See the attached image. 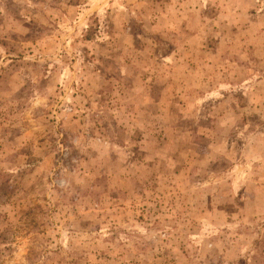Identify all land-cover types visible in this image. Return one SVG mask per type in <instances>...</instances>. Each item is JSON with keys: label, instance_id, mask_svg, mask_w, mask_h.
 <instances>
[{"label": "rangeland", "instance_id": "rangeland-1", "mask_svg": "<svg viewBox=\"0 0 264 264\" xmlns=\"http://www.w3.org/2000/svg\"><path fill=\"white\" fill-rule=\"evenodd\" d=\"M0 264H264V0H0Z\"/></svg>", "mask_w": 264, "mask_h": 264}]
</instances>
